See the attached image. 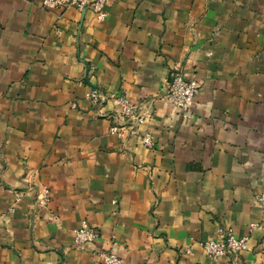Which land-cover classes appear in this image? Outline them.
Segmentation results:
<instances>
[{
    "label": "crops",
    "instance_id": "crops-1",
    "mask_svg": "<svg viewBox=\"0 0 264 264\" xmlns=\"http://www.w3.org/2000/svg\"><path fill=\"white\" fill-rule=\"evenodd\" d=\"M105 11L0 0V264H103L96 249L129 264H264V0ZM176 69L201 87L188 117L164 99ZM92 88L140 104L144 124L92 103ZM84 223L101 237L81 250ZM218 226L248 250L208 257Z\"/></svg>",
    "mask_w": 264,
    "mask_h": 264
},
{
    "label": "built area",
    "instance_id": "built-area-1",
    "mask_svg": "<svg viewBox=\"0 0 264 264\" xmlns=\"http://www.w3.org/2000/svg\"><path fill=\"white\" fill-rule=\"evenodd\" d=\"M112 0H42V8L46 10H66L68 8L85 9L91 7L93 12L97 15L98 20L103 21L107 17L105 7ZM200 84L195 79H187L179 70H173L169 74L167 91L164 99L166 103L176 107L183 114L188 117L195 97L200 92ZM87 99L96 105L106 104L112 101L119 109L120 115L131 121L134 127L142 126L145 122L146 113L140 104L134 102L126 95H112L108 97L105 93L98 89L92 88L87 94ZM111 133L122 136L119 128L113 127ZM141 143L147 148H153L155 144L154 136L151 132H145L139 135ZM39 204L46 206L50 201L49 191L45 189L38 197ZM116 204V201L113 202ZM255 203L264 211V191L255 195ZM264 222V216L262 223ZM262 223H253L250 225V230H254L262 225ZM219 235L218 240H207L200 243L205 254L213 260H219L224 257L237 258L248 250L250 237H236L234 229L225 228L224 226L217 227ZM74 244L78 249H85L86 245L97 242L101 234L99 231L84 223L80 228L73 231ZM190 253V250H187ZM92 255L99 259L103 264H129L121 257L113 252H105L99 249L94 250Z\"/></svg>",
    "mask_w": 264,
    "mask_h": 264
},
{
    "label": "water",
    "instance_id": "water-1",
    "mask_svg": "<svg viewBox=\"0 0 264 264\" xmlns=\"http://www.w3.org/2000/svg\"><path fill=\"white\" fill-rule=\"evenodd\" d=\"M88 7L85 8V10L87 9Z\"/></svg>",
    "mask_w": 264,
    "mask_h": 264
}]
</instances>
